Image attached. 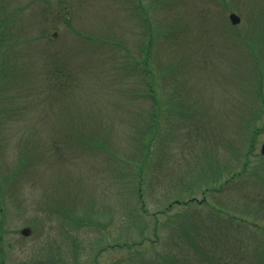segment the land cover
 Instances as JSON below:
<instances>
[{"label": "rangeland", "instance_id": "1", "mask_svg": "<svg viewBox=\"0 0 264 264\" xmlns=\"http://www.w3.org/2000/svg\"><path fill=\"white\" fill-rule=\"evenodd\" d=\"M0 61L17 77L0 90V264H148L153 215L191 196L254 230L200 224L205 241L264 246V0H0ZM153 99L168 133L139 189L123 160Z\"/></svg>", "mask_w": 264, "mask_h": 264}, {"label": "trees", "instance_id": "2", "mask_svg": "<svg viewBox=\"0 0 264 264\" xmlns=\"http://www.w3.org/2000/svg\"><path fill=\"white\" fill-rule=\"evenodd\" d=\"M152 42L153 39L150 37L149 45H151ZM146 58L147 56L144 55V62H146ZM51 65L54 68L52 70L50 68V72L48 71L49 73H47L46 79L49 80V77H54L53 81L58 86L56 87L58 91H62L67 85L71 86L72 81L74 80L71 74L66 72L69 70L65 66V63L54 61ZM146 65L147 67L140 73L146 76L142 81V85L145 89L143 92H140L139 95L149 97L148 95H151V93L152 95L154 94V74L153 71L148 69L147 62ZM14 73V69L6 67V65L0 61V90L5 87L13 88L9 85L10 83L17 82V77ZM5 95L8 94L6 93ZM5 95L0 97V103H2V105L5 100L12 96V94H10L9 97H4ZM150 102L152 103L146 110L147 112L145 114L143 111V113H139L136 116V119L134 117L130 121V123L133 121L131 127L133 133L129 136V140L133 144L135 150L133 153L130 152L131 154H127L128 157L126 159L130 161L123 160V162H138V164H140L136 177L139 189L143 178V170L141 166H143L151 157L153 147H155V145L158 147L163 141L162 139L166 138L165 134L168 133V130L166 129L161 130V123H164L168 118L163 115L164 113L159 107V102L156 101V99H153V101L151 100ZM24 110L25 108L23 107L22 111ZM15 120L18 119L15 118ZM62 120L65 122H74V119ZM252 131L254 132L256 130L253 129ZM255 133L256 132L253 134ZM253 143L254 141L249 143L250 153L247 152V155L253 154ZM246 158L248 159V156H246ZM247 164L248 163L245 160L242 164L241 170L236 173V175H239L240 173L243 174ZM203 187H205L203 192L207 193L212 189L206 185ZM214 189L215 188L212 190ZM138 197L140 201L139 208L142 213L141 215H148L140 192H138ZM178 207H182L183 210ZM174 208L176 211L173 212ZM159 214L161 216L160 219L156 217L158 214L153 215L154 227L152 236L154 239H152L150 243V250L152 253L150 254V259L147 261L148 264H254V259L262 258L264 256V246L259 242H255V245L249 246L246 245V242L243 243L235 240L232 244L219 249L213 242L205 241L206 236L202 229L197 227L200 224L203 227L209 226L211 228L228 224L229 226L234 227L233 230L236 239L241 233L246 234L249 232L247 235L254 236L251 233L254 230L252 231L251 229V231H249L248 226H245L244 224V219L239 218L241 212L240 215L231 214L230 211L222 209L220 206L218 207L217 204L207 202L205 198L197 201L195 197L191 196L185 200L172 201L165 209L159 212ZM149 216H152V214ZM142 238V240H147V238ZM180 243L184 244L181 245ZM144 244L145 242H139L137 245L133 243L125 246L128 251L135 250V252H139L137 249L144 247ZM159 248L160 250H158Z\"/></svg>", "mask_w": 264, "mask_h": 264}, {"label": "water", "instance_id": "3", "mask_svg": "<svg viewBox=\"0 0 264 264\" xmlns=\"http://www.w3.org/2000/svg\"><path fill=\"white\" fill-rule=\"evenodd\" d=\"M228 18H229V20H230L232 25H235V24H237L239 22V18L237 16H235L234 14H230L228 16ZM260 154L262 156H264V141L260 145Z\"/></svg>", "mask_w": 264, "mask_h": 264}]
</instances>
